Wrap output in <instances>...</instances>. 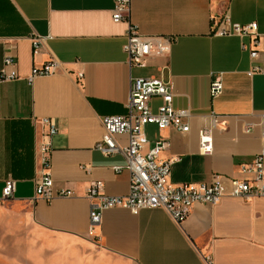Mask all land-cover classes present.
I'll use <instances>...</instances> for the list:
<instances>
[{"label":"crops","instance_id":"0c3cea01","mask_svg":"<svg viewBox=\"0 0 264 264\" xmlns=\"http://www.w3.org/2000/svg\"><path fill=\"white\" fill-rule=\"evenodd\" d=\"M115 4L0 0V72L11 56L20 75L0 80V200L6 180H15L10 200L24 206L29 238L62 245L69 253L96 249L120 264H208L209 258L213 264H264V197L196 204L181 222L163 208L138 213L109 208L96 237L89 235V185L103 182L108 195L130 191L129 171L115 170L125 165L124 156L106 155L96 144L104 133L103 117L126 113L134 78H162L172 88L174 107L191 112L189 132L145 128L146 151L158 139L167 141L160 158L174 159V184L219 178L229 185V179L244 177L240 166L264 147V0H131L130 22L141 34L174 38L169 54L150 57L144 67L129 62L124 49L129 23L113 20ZM224 16L233 23H258L256 59L251 35L215 33L214 23ZM33 37L44 38L36 51ZM52 60L60 70L29 84L32 67ZM254 66L263 71L250 74ZM219 77L223 90L213 97L211 84ZM152 103L156 109L161 100ZM211 113L219 116L214 148L203 154L200 134ZM43 118H53L58 127L51 153L55 188L71 189L70 196L35 199L37 146L48 130L39 122Z\"/></svg>","mask_w":264,"mask_h":264},{"label":"built area","instance_id":"2783aa9c","mask_svg":"<svg viewBox=\"0 0 264 264\" xmlns=\"http://www.w3.org/2000/svg\"><path fill=\"white\" fill-rule=\"evenodd\" d=\"M131 0H116L113 12L115 22L129 23L127 42L124 46L131 65L144 67L148 65L150 57L164 55L171 52L174 38L170 36H145L140 33L136 24L130 22ZM215 33L221 36L251 35L256 46L251 51L252 59L259 56L258 23H233L229 16L222 17L214 23ZM43 37H33V48L38 50ZM245 47V45H243ZM60 70V63L56 60L48 61L41 66H33L27 81L33 84L38 77L50 76ZM263 71L262 67L254 66L249 72ZM16 62L11 56H5L0 80L6 81L19 78ZM82 80L84 72H77ZM221 78H216L211 84V95L216 97L222 93ZM159 98L160 105L153 107V100ZM174 94L169 83L158 77H136L131 84L130 97L126 103V113L107 115L102 119L104 133L97 142L96 149L106 155L120 154L126 159L123 166L115 167L121 172L130 173V191L127 195H108L104 192L101 181L92 182L87 189V198L91 201L89 235L95 236V229L102 222L103 211L109 208H127L138 213L145 208H163L167 210L176 222L184 220L196 204L214 205L224 197H237L246 200L264 197V147L255 158L240 166L242 178L229 179V185L219 178L212 182L174 184L171 181V168L174 159L163 160L161 152L167 147V141L158 139L147 151L148 138L145 128L156 125L160 130L172 128L182 132H189L191 112L188 109H176L173 104ZM219 116L211 113L201 130L199 148L203 154H211L214 148V129ZM39 122L48 126V130L39 141L37 150L40 164V176L37 179L35 199L52 200L56 196H70L71 189L56 190L51 173L52 137L58 132L53 118H43ZM251 125L245 126L250 132ZM126 137V141L119 138ZM225 179V178H224ZM16 182L6 180L2 190V200L13 198ZM208 264H213L208 259Z\"/></svg>","mask_w":264,"mask_h":264},{"label":"rangeland","instance_id":"374dc122","mask_svg":"<svg viewBox=\"0 0 264 264\" xmlns=\"http://www.w3.org/2000/svg\"><path fill=\"white\" fill-rule=\"evenodd\" d=\"M24 214L23 205L0 200V264H120L96 249L79 247L69 253L62 245L45 244L44 239L34 242L29 238Z\"/></svg>","mask_w":264,"mask_h":264}]
</instances>
